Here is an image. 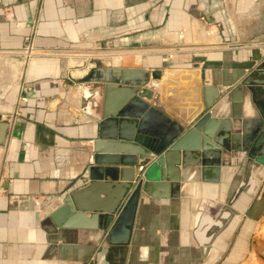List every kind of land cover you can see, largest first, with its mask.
<instances>
[{"label": "crops", "instance_id": "crops-1", "mask_svg": "<svg viewBox=\"0 0 264 264\" xmlns=\"http://www.w3.org/2000/svg\"><path fill=\"white\" fill-rule=\"evenodd\" d=\"M30 42L38 52L34 60L23 52ZM116 55L131 63L106 66L147 73L145 87H157L152 92L168 119L165 133L192 126L210 89L225 95L245 79L253 82L252 92L244 86L235 95L243 100L242 116L264 113V86L256 84L264 82V71L256 69L264 63V0H0V121L7 124L0 142V264L94 263L115 215L95 230L63 228L73 215L64 211L60 226L48 217L72 185L100 182L95 194L107 207L139 174L142 160L123 140L94 164L96 120L79 109L78 81L100 66V57ZM157 71L154 80L150 74ZM227 111L226 104L213 118ZM231 127L237 146L242 130L238 123ZM212 136L221 139L219 128ZM214 138L209 143L220 149ZM241 155L211 149L205 155L210 165L199 168L191 165L192 151L186 181L154 197L140 192L129 242L111 245L107 263L264 264V211L257 201L243 195L222 224L208 217L223 199V169L237 168ZM216 162L220 166L211 165ZM174 169L179 178L180 164ZM178 192L182 196H168Z\"/></svg>", "mask_w": 264, "mask_h": 264}, {"label": "water", "instance_id": "water-1", "mask_svg": "<svg viewBox=\"0 0 264 264\" xmlns=\"http://www.w3.org/2000/svg\"><path fill=\"white\" fill-rule=\"evenodd\" d=\"M84 62L78 64L83 65ZM100 65V64H99ZM78 66V67H79ZM258 71H264V63L256 66ZM149 75H142L140 71H125L119 68H110L108 66H99L92 70L84 79L79 80V109L84 111L96 120V135L92 140V152L94 164H99L103 157L104 149L110 147L118 140L131 143L130 153L142 160L139 166L144 167L141 179L135 185L137 178H132L131 183L124 185L125 189L115 196V199L109 206L104 207V202L99 199L97 191H102L103 184L100 182L88 183L86 187L79 185L69 187L60 197V209L49 214L52 226H60V213L64 211L65 215H72L69 222L63 225V228L74 227L80 229H100L106 224V218L109 215H115L113 222L107 228L99 250L95 254L93 264H108L106 257L111 245H125L129 242L131 227L134 221L135 211L138 204L139 193L148 194L152 197L156 191L164 190L167 187L172 189L178 187L179 181H186L184 177L185 168L189 166L187 157L193 151L195 161L192 166H208L206 163V151L214 150H237L242 154L246 153L248 161H242L246 164L238 169L244 170V179L242 184L236 189L235 196L240 193L248 184L250 168L249 164L254 166L264 165V113H259V117H243L244 107L242 99L236 100L235 95L238 91L252 92L249 85L253 83L250 79H245L240 84L233 87L225 95L218 89L212 90L209 98L204 103V113L190 126L183 131L174 128V131L165 133L161 126L168 120L167 117L156 107V95H153L157 89L155 85L149 88L145 87L148 83ZM150 77L154 80L160 78V73L153 72ZM204 80V76H201ZM206 84V83H204ZM264 86V82L256 83ZM205 86V85H203ZM91 91L93 95L85 96V91ZM203 91H207L206 89ZM152 99V104L146 100ZM220 102H226L227 115L221 119L215 117L217 107ZM213 120V121H212ZM240 124L242 130V140L237 146L231 145L235 139L231 133V125ZM7 124L0 121V142H3V135ZM215 127L219 128L221 139L217 140L212 136ZM197 132L202 135L198 137ZM215 143H220V149L214 148L208 141L213 139ZM233 143V142H232ZM199 150V151H198ZM180 152V156H178ZM192 155V153H191ZM137 161L131 162L136 166ZM181 166V176L177 177L174 166ZM220 166V162L211 164ZM155 168V172L147 179L142 181L146 169ZM229 168L223 169V174L227 173ZM232 169V168H230ZM234 173L237 168H233ZM93 170V169H90ZM147 170V171H148ZM89 179V175L83 176L80 184ZM99 180V179H98ZM199 177L195 181H201ZM226 178L222 177V193L226 190ZM226 182V183H225ZM225 184V185H224ZM131 190V193H126ZM93 193L91 203L87 200V195ZM127 194V195H126ZM172 194V193H171ZM171 197L182 196L179 192L168 195ZM117 212V213H116ZM227 211H221V215ZM86 213H89L90 221L85 220ZM116 213V214H115ZM229 215L230 213L227 212ZM219 217V219H220ZM218 219V220H219Z\"/></svg>", "mask_w": 264, "mask_h": 264}, {"label": "rangeland", "instance_id": "rangeland-1", "mask_svg": "<svg viewBox=\"0 0 264 264\" xmlns=\"http://www.w3.org/2000/svg\"><path fill=\"white\" fill-rule=\"evenodd\" d=\"M259 46H262V45H259ZM131 60L132 59H129L127 61H124V60H121V57H120V62L118 64H121V63H124V62L131 63ZM72 61L76 62L77 64L78 63H81V61H78L76 58H73ZM110 61L112 62V58L110 60L108 57H106V56L104 57L103 56V57H100V59H99L98 62L100 64V66H102V65H108V63ZM241 157H242L241 162L242 161H245V163H246L248 161V158H247V154L246 153H243L241 155ZM241 162H240V164H241ZM236 167H237V170H235V173L233 172V174L231 176V179L227 183L226 190L222 193L223 199H221V201H220V203L218 205V209L217 210H212L211 214L208 216V217L211 218V221H213V223L214 222L215 223H218V219L220 217L219 215L221 213V210L227 211V212L231 213L232 208H234L233 205L236 204L237 201H241V198L240 197L242 196V194L244 193V191L242 190L236 196H235V191L240 186V184H242V182H243V179H244V173L243 172H244V170L238 171L240 165H237ZM154 169L155 168L149 169L147 171V175L150 176L151 174H153L155 172ZM249 177L250 178L252 177V172L249 174ZM249 182H251L250 179L248 180V184H247L248 186H249ZM249 200H251V201L252 200L257 201L258 207L261 206V208H263V211H264V173H263L262 177L259 178L258 184H257L255 190L253 191L252 194H250ZM224 201H225V203H224ZM230 236L231 235H229L228 238H231ZM221 262L222 261H220V263L217 262V264H222ZM244 264H260V263H256L254 261H249L248 260Z\"/></svg>", "mask_w": 264, "mask_h": 264}, {"label": "bare ground", "instance_id": "bare-ground-1", "mask_svg": "<svg viewBox=\"0 0 264 264\" xmlns=\"http://www.w3.org/2000/svg\"><path fill=\"white\" fill-rule=\"evenodd\" d=\"M33 60H31V61H33ZM119 61H120V56L119 55H116V56H113L112 57V63L114 65H117L119 63ZM86 92H87V90L85 91V96L88 97V94H86ZM224 105H226V102H220L218 104V107H217L218 111H220L221 107L224 106ZM246 112H247L246 114H249L250 113V108L249 107H248V110ZM245 165L246 164H242L240 167L245 166ZM248 167L250 168V173L252 172V177L251 178L249 177L250 178V181H251V182H249V186L247 185L245 188H243L244 193L242 194V196L245 195V198L246 199H249L250 194L253 193V191L255 190V188H256V186L258 184L259 178L262 177V175L264 173V165H260L259 164L258 166H254L253 164H249ZM233 172H234V169L233 168L232 169H228V171L226 173V180L227 181H229L231 179V176H232ZM96 174H99V173H96ZM228 216H229V214L227 212L223 213V215H221V217H220V219L218 221L219 224H222L228 218Z\"/></svg>", "mask_w": 264, "mask_h": 264}, {"label": "built area", "instance_id": "built-area-1", "mask_svg": "<svg viewBox=\"0 0 264 264\" xmlns=\"http://www.w3.org/2000/svg\"><path fill=\"white\" fill-rule=\"evenodd\" d=\"M261 43V42H260ZM257 44V43H256ZM23 52L26 56L27 59H33L34 57H36L37 55V50L32 46V43L30 42V44H27L24 49H23ZM77 60L81 61V62H84L82 61L81 58H76ZM80 64V63H79ZM22 101H24V99H22ZM144 171V167L143 166H139L138 167V176H137V180L134 182V184L136 185L138 183V181L141 179V175Z\"/></svg>", "mask_w": 264, "mask_h": 264}]
</instances>
